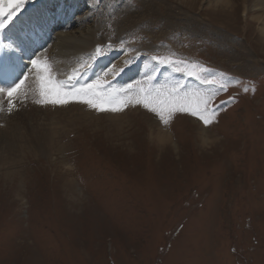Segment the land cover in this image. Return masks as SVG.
Instances as JSON below:
<instances>
[{"label": "rangeland", "instance_id": "obj_1", "mask_svg": "<svg viewBox=\"0 0 264 264\" xmlns=\"http://www.w3.org/2000/svg\"><path fill=\"white\" fill-rule=\"evenodd\" d=\"M34 1L39 0H0V21L6 25L0 33ZM78 1L73 22L114 1L133 20L141 16L133 0ZM165 1L177 9L179 21L161 12L159 19L145 18L119 33L125 15H102L98 47L82 71L104 64L95 73L98 82L81 89L116 103H106L104 110L88 104L81 109L87 118L74 122L57 119L63 131L55 136L57 151L48 155L36 151L34 143L28 148L14 142L15 167L0 168V264H264V44L257 40L259 25L250 21L249 12L242 15L238 0H231L239 8L229 22L204 15L213 1H200L194 10ZM212 32H220L222 39ZM241 51L257 63L258 72L245 74L244 60L237 59ZM110 67H121L120 76L130 72L129 77L113 82L116 76L101 71ZM86 74L74 77L75 86L86 81ZM146 97L177 103L146 107ZM15 99L0 100L1 119L14 122L4 129L0 124L4 165L1 148L14 132L10 127L26 131L22 136L29 139L37 114L54 125L53 109L24 107ZM119 101L123 107L112 111ZM159 133L169 139L166 147L155 143ZM201 134L220 142L210 155L195 148Z\"/></svg>", "mask_w": 264, "mask_h": 264}, {"label": "bare ground", "instance_id": "obj_2", "mask_svg": "<svg viewBox=\"0 0 264 264\" xmlns=\"http://www.w3.org/2000/svg\"><path fill=\"white\" fill-rule=\"evenodd\" d=\"M172 1H175L181 5H184V7L186 6L187 8L194 10L196 4L203 0H172ZM238 1L240 2L239 7L242 10V15L246 16V13L249 12L251 14L250 21L256 24L258 23L259 27L256 32L257 40L264 44V15H262V13H264V0H238ZM114 2H108L106 6L103 7V9L98 11H93V13L92 12L89 13L85 18L82 19L76 18L75 22H73L72 21L73 19L72 14L74 12L73 10L79 9L78 0L34 1L33 2L34 4L32 5L33 7L31 6L30 9L25 11L23 14L19 15L17 19H15L9 25V28L6 31L0 33V82H7L8 84L13 82L15 83L14 87L19 86L17 88L16 93H14V95L11 97L7 95V91L0 93V100L2 102H4V100L6 102L9 101L14 102V99L17 97L15 101L19 103V105H22L24 107L31 105V106H36L35 108L39 109L40 105H42L50 113L52 109L56 112L53 115L51 114V122L54 123L52 127L45 122V119L43 118V116H41V113L39 114L36 113L37 115L40 116V117L37 116L39 122L37 121L38 123H35L36 126H34V129L31 131V133L33 132L32 133L33 135L31 136L30 134H28L30 136L29 139L26 136L25 137L22 136L23 134L24 135L26 134V131L24 132V130L22 131L21 129L17 130L15 127L12 129L10 127V130H14V132L8 133L10 135L9 137L7 136L8 137L7 140L10 139L11 141L7 142L6 140V142L3 143L4 145L3 149L1 148L2 150L1 157L6 158L4 161L6 165H4L0 159V168L4 166H7L8 168L15 167L16 165V162H14L15 158H11L10 156L11 155L10 152H12L14 150V146H16L14 142L22 143L26 145V147H28L29 144L34 143L35 146L34 148L37 149L36 151H39V153L41 154L48 155V153L50 154L53 148H55L54 150L57 151L56 149L57 143L55 141L56 140L55 136L57 134L59 135L63 131V127L59 126L57 122L60 121L63 116L66 118V121L69 119L68 122H74L75 117H83V119L87 118V114L81 111V109L83 107H87L88 104L82 103L79 100H74V98H70L69 102L64 104H60V103L41 104V103H37L36 101L41 99L40 96L41 77L45 75L50 76L52 82L55 83L56 85H59L65 92L80 93L79 89H81L82 86L93 85L98 82V81L97 82L94 81L95 73L97 72V70L101 68V66L103 67L104 63H101L99 66H97L96 69L92 68L91 71L90 69L89 70L84 69L85 71H83L82 74L79 73L82 71L83 68L82 66L86 62L85 60L88 59L89 55L94 51L96 47H98L97 45L99 41L96 38V36L97 33L100 31V26L98 27V25L101 23V21H103L102 20L103 16H106L109 12H113L112 17L115 15L117 16L118 14L125 15L122 21H119L120 23H118L119 33H121L124 30H129L130 28H133L138 24L144 22L145 18L154 17L155 19L157 18L159 19V17L161 16L160 15L161 12L166 13V15H164L165 16L164 18H167L169 20L179 21L180 14L177 12V9H175L173 5L171 6L167 4L166 1L161 2V0L160 1L133 0V3H136L135 5L136 8L138 7V9H141L140 10L141 12L139 13L141 14V16L138 20H133L132 13H130L128 9H125L124 6L120 4L117 6ZM204 2H206L209 5L211 4V2L213 4L212 6H207L209 7L208 10L206 9L203 10L205 12L207 11L206 13L204 12L205 16L206 14L207 15L217 14V16L221 17L222 20L228 22L229 20L233 21L236 9L239 8L237 6V3L236 2L232 3L231 0H204ZM120 9L122 10L120 11ZM114 12L116 13L115 15ZM208 19L215 21L213 17H209ZM247 21L248 20H246V22ZM218 24L224 27L223 23H218ZM247 26L249 27V25ZM118 35L119 34H117V36ZM211 35H213L215 38H221L220 32L218 33L212 32ZM103 52L104 51L99 50L100 57L103 56L101 55ZM240 54L241 55L237 56V59L241 58V60H244V64H240V67L242 68V70L243 69L245 70V71L243 70L245 74H248L247 72L259 71L257 68L259 67L257 63L249 59L250 57L247 58L246 54H244L242 51ZM243 56L245 57L243 58ZM114 59L115 57L114 58L112 57L110 58V61L113 62ZM34 60L39 61L41 64H46L49 68V72L45 74L42 70L37 69L32 64V61ZM29 65H31V67H29ZM113 67L101 69V71L106 77L110 78L115 76V74L118 73L121 68L118 67L117 70L116 69L113 70ZM86 73H89L88 78H86V76L84 77L86 80L84 82L86 84H83L84 83L83 82V83H78L80 85L75 86L76 83H74V77L78 75L80 77L82 75H85ZM69 76H71V81H66ZM126 76L127 75H125L124 78ZM69 82H73V83L69 88H66L67 83L70 84ZM10 87L11 86H9L8 88ZM0 88H3L2 85H0ZM2 94L5 96H3ZM1 101H0V107L2 103ZM59 114H61V116ZM3 116L5 117V115L1 114V117ZM1 117H0V124H3L2 125L3 129L10 126L12 121L7 120L5 118H4L5 120H3L1 119ZM58 128L59 130L57 131ZM115 129L117 132H119L118 125H116ZM155 143L160 147H164V146L166 147V145L169 143V139L163 134L159 133L155 138ZM195 143H196L195 148L198 154L202 153L203 155H206V151H209L208 154L210 155L213 153L214 149L217 148L220 142L217 139L205 137L204 135L201 134L200 137L198 136L196 138ZM17 150H19V148ZM12 173L13 172H5L4 176L13 177Z\"/></svg>", "mask_w": 264, "mask_h": 264}, {"label": "snow or ice", "instance_id": "obj_3", "mask_svg": "<svg viewBox=\"0 0 264 264\" xmlns=\"http://www.w3.org/2000/svg\"><path fill=\"white\" fill-rule=\"evenodd\" d=\"M5 22L0 21V30L4 29L5 27ZM33 65L37 68L42 70L45 74L49 72V68L46 64H41L39 61H32ZM16 87H10L8 89L0 88V93H3L7 91V95L9 97L13 96L14 93L17 91ZM40 96L41 99L37 100V103L45 104V103H68L70 98H75L78 99L82 103H86L89 105H92L100 110H104V105L106 103H116L115 101H110V100H104L102 98H98L96 96H90L89 95V90L87 89H81L80 93L76 92H65L63 89L59 86L56 85L55 83L52 82L50 76H43L41 77V88H40ZM145 106H149L150 104H157L161 109L165 107V105L168 104H176V100H165V99H159L156 98L155 100H149L147 97L143 101ZM124 101H119L117 104V107L111 108L112 111H118L123 107ZM11 107V106H10ZM153 111H156V108H152ZM180 110H184L181 108ZM193 115H196L197 113L195 111L192 112ZM163 119V117H161ZM201 120L204 121L205 125H208L210 121L206 119L202 114L199 116Z\"/></svg>", "mask_w": 264, "mask_h": 264}]
</instances>
